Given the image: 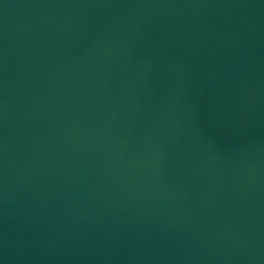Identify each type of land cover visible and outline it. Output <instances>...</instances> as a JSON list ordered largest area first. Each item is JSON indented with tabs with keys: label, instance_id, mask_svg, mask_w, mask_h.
<instances>
[{
	"label": "water",
	"instance_id": "obj_1",
	"mask_svg": "<svg viewBox=\"0 0 264 264\" xmlns=\"http://www.w3.org/2000/svg\"><path fill=\"white\" fill-rule=\"evenodd\" d=\"M0 264H264V0H0Z\"/></svg>",
	"mask_w": 264,
	"mask_h": 264
}]
</instances>
